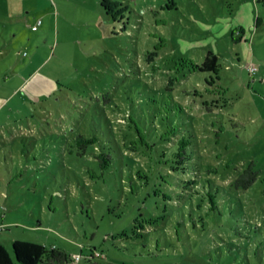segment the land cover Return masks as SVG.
<instances>
[{
    "label": "rangeland",
    "instance_id": "rangeland-1",
    "mask_svg": "<svg viewBox=\"0 0 264 264\" xmlns=\"http://www.w3.org/2000/svg\"><path fill=\"white\" fill-rule=\"evenodd\" d=\"M9 12L24 17L0 25V242L8 250L24 240L63 250L66 264H264V4L10 0ZM208 51L219 80L186 70L175 78L177 58L199 64ZM160 111L181 134L194 129L203 164L217 169L202 172L218 185L214 208L198 188L172 185V173L132 177L147 167L129 150L137 133L121 116L149 130ZM77 133L107 143L111 166L102 171L91 148L78 155ZM250 162L253 186H230Z\"/></svg>",
    "mask_w": 264,
    "mask_h": 264
},
{
    "label": "trees",
    "instance_id": "trees-1",
    "mask_svg": "<svg viewBox=\"0 0 264 264\" xmlns=\"http://www.w3.org/2000/svg\"><path fill=\"white\" fill-rule=\"evenodd\" d=\"M257 2L264 4V0H256ZM163 43L164 39H160L159 44L155 47V51L149 52V55H158V51L163 47ZM219 67L218 57L212 51H208L201 63L198 64L192 59L177 58L170 70L175 72V78L185 70L187 74H192L193 77L200 73H210L212 74L210 79L214 82L219 80ZM208 83L209 85L211 84L210 81ZM166 90L169 91L167 88ZM104 100L107 101L109 99L106 98ZM161 107L164 108L165 105L160 104ZM169 107H171L172 111L180 110V105L174 101L169 104ZM205 108L207 111H210V106L207 103H205ZM121 118L122 122L120 123L130 124L134 127V129L130 127L132 131L134 130L137 133V136L128 143L129 150L134 154L136 153L137 157L145 160V166L147 167L145 169L142 167L136 169L135 172L132 171V177L147 179V173L156 170L158 173L164 171L168 175L172 173V175H176V181H172V185L180 186L181 184L184 187L198 188L200 190L201 204H208L211 206V209L214 208L217 196L216 192L214 193L213 191L218 185L207 177H203L202 172H206V174L215 173L217 169L205 162L203 164L193 128L188 129L187 134H181L178 131L179 127L169 120L168 114L163 111L158 112V115L151 121L149 126L150 132L148 129H143L142 123L136 121L132 113L126 112ZM106 121L109 124L111 122L109 119ZM108 131L112 132L113 127L109 126ZM74 141L78 155L86 153V150L91 148V155L98 162L102 171L111 166L114 159L110 151L111 147L107 143L100 142L95 134L87 137L84 134L77 133ZM115 146L117 147L115 152L120 154V148L116 144ZM112 149L114 148L112 147ZM156 150L159 153V159L157 160L152 157ZM258 174V171L254 168V164L250 162L231 181L230 186L235 189H248L256 182ZM148 223L151 224L150 222ZM95 253L91 250L90 256L96 257ZM66 261L67 254L54 246L46 247L35 242L13 240L10 251L0 242V264H66Z\"/></svg>",
    "mask_w": 264,
    "mask_h": 264
},
{
    "label": "crops",
    "instance_id": "crops-1",
    "mask_svg": "<svg viewBox=\"0 0 264 264\" xmlns=\"http://www.w3.org/2000/svg\"><path fill=\"white\" fill-rule=\"evenodd\" d=\"M0 7H1L0 25L3 27V29H7V28L12 29L14 26L22 25V18L24 16L21 13L11 14L9 12L10 11V0H0ZM41 25H42V22H41ZM5 31L6 30H2V33L4 34ZM37 31L38 29L33 32H37Z\"/></svg>",
    "mask_w": 264,
    "mask_h": 264
},
{
    "label": "built area",
    "instance_id": "built-area-1",
    "mask_svg": "<svg viewBox=\"0 0 264 264\" xmlns=\"http://www.w3.org/2000/svg\"><path fill=\"white\" fill-rule=\"evenodd\" d=\"M41 25V20H38L36 23H35V25H33L32 26V30L33 31H36L37 29H38V26H40ZM96 255H99L98 253H96ZM79 260V256H76V257H74V261H78Z\"/></svg>",
    "mask_w": 264,
    "mask_h": 264
}]
</instances>
